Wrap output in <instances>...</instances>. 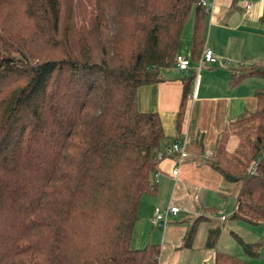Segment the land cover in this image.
<instances>
[{
  "label": "trees",
  "instance_id": "trees-1",
  "mask_svg": "<svg viewBox=\"0 0 264 264\" xmlns=\"http://www.w3.org/2000/svg\"><path fill=\"white\" fill-rule=\"evenodd\" d=\"M202 1L0 0V264H159V245L130 247L142 196L155 193L156 167L167 156L159 114L138 111L136 96L174 67L191 15V62L200 59ZM187 72L178 132L195 80ZM252 76L264 79V64L232 71L230 81ZM253 95L254 111L225 130L239 141L232 158L224 132L204 161L238 186L230 221L259 226L264 90ZM219 233L207 232L205 248L216 249ZM235 239L258 259L260 243ZM214 259L245 264L224 252Z\"/></svg>",
  "mask_w": 264,
  "mask_h": 264
},
{
  "label": "crops",
  "instance_id": "crops-1",
  "mask_svg": "<svg viewBox=\"0 0 264 264\" xmlns=\"http://www.w3.org/2000/svg\"><path fill=\"white\" fill-rule=\"evenodd\" d=\"M205 1L209 3L208 0ZM236 2L235 0H212V3L206 4L211 10L205 8L206 15L210 17V25L207 19L209 40L207 44H204L203 49L206 48L214 52V54L220 55L222 53L212 42L211 35L213 33L221 37V44L226 48L235 39L244 37L240 33L244 24L255 26L257 22L254 23V16L257 17L260 24H264L261 19L259 20L263 10L258 6V3L251 4L248 1H244L238 5ZM245 4H250L252 6L251 9L246 10ZM234 7L239 10L240 14L242 13L240 19L232 18L228 21L229 23H224L222 19L218 18V11L228 9L232 13L231 8ZM193 19V15H191L187 20V22L190 21L191 25L189 26L186 22L183 29L182 39L177 52L179 56H188L190 54L193 40ZM187 25L190 28L186 31ZM191 65L192 62L187 74L195 72V67H191ZM204 68L198 74L197 82L194 80L192 93L184 111V120L180 132H178L176 127V114L181 101L182 83H180V80L185 73L177 72L174 65L173 68L164 71L162 82L140 87L136 96L138 111L159 114L167 145L163 148L162 153L165 155L167 147L174 143L175 140L180 139L183 142L184 152L187 156L184 161L179 163L177 155H167L156 167L155 172L158 175V183L155 193L142 196L140 201L137 214L138 220L133 228L132 239L137 240V246L142 244L143 247L146 244L159 245L161 247L158 259L159 264H178L176 260L177 254H180L186 260L193 253L206 252L204 245L206 234L212 229L214 221L225 223L229 220L225 212L226 220L224 222L220 220L221 214L217 215L214 221L208 218L205 215L207 209L198 200L200 189L189 186L187 182L192 181L193 183L191 184L196 185L197 181L199 186L206 185L207 189L216 190L220 188L223 181L222 176L211 170L204 160L213 157L217 140L227 129L229 123L243 116L246 111H254L255 108L254 96L248 90L244 92L243 82L248 79L242 80L240 84L233 85L230 81L231 78L223 74L218 77L219 82L209 83L206 80L211 79L215 73L203 75ZM234 138L235 136H230L226 143L225 148L228 153L232 152L237 145V140H234ZM174 169L177 172L176 176L172 175ZM166 205L178 207L180 209L179 213L185 215L181 216L178 213L173 217L174 219L178 218V222L171 223L170 221L164 227H158L163 231L162 235L153 231V229L149 232V227L152 226L153 211L157 207L161 208ZM197 220L191 246L185 247L183 240L187 234V229ZM152 228L157 227L152 226ZM214 251L210 250L212 255L213 253L215 255V253L222 252Z\"/></svg>",
  "mask_w": 264,
  "mask_h": 264
},
{
  "label": "rangeland",
  "instance_id": "rangeland-1",
  "mask_svg": "<svg viewBox=\"0 0 264 264\" xmlns=\"http://www.w3.org/2000/svg\"><path fill=\"white\" fill-rule=\"evenodd\" d=\"M204 1V0H203ZM210 4L212 3V0H208ZM248 1L251 4L258 3V6L261 7L263 12L261 13V16L259 17V20L264 16V0H238L236 3L238 5L241 2ZM208 6V5H207ZM211 7V5H210ZM209 8V7H208ZM211 10V8H209ZM232 13L228 11V9L220 10L218 11V18L222 19V22L229 23L228 21L230 19H240L242 13H239V10L234 7L231 8ZM213 14V13H212ZM263 14V15H262ZM257 15V14H256ZM207 19L209 23L210 17H206L205 23V43L207 44V41L209 40L208 37V25L207 27ZM254 23L255 26L244 24L242 26V29L240 31L241 35L244 37L237 38L231 43L228 47L224 48L221 44V37L217 36L215 33L211 35L212 42L214 45L220 50L222 54L216 55L217 58L220 59V61H217L215 63H212V66H204L205 70L203 72V75L208 73L209 75H212V73H215L212 75L211 79H207L206 82L213 83V82H219L218 77H220L223 74H226V76L231 77V72L235 71L236 73H240V70L242 67H248L256 64H264V24H260L257 20V17L254 16ZM190 26V21L187 22ZM232 24V23H231ZM186 26V31L189 26ZM237 54H239L237 56ZM232 56V57H231ZM237 56V57H236ZM185 58H188L191 61V53L188 54V56H184ZM236 58V59H234ZM228 62V65L226 66V63ZM225 64V65H224ZM197 64L192 63L191 67H196ZM226 72V73H222ZM248 80L243 82L244 92L247 90L251 95H253L257 90H264V79L260 77H249L246 78ZM254 96V95H253ZM252 112V111H251ZM237 120V119H236ZM235 120V121H236ZM231 123V122H230ZM240 129L241 128H236ZM230 128L228 129L226 136L224 137L223 141L228 142V139L232 134L230 133ZM234 140H237L234 138ZM239 141L237 140L238 146ZM235 148L232 150V152L228 153L226 148L225 152L228 156L229 160L233 156V152ZM207 165V164H206ZM189 186L197 187V189H200V193L198 195V200L201 204H203L204 208L206 210V216L208 218H211L213 221L219 215V213L225 212L226 216L229 218V220L225 223H219L214 221L212 229H220V233L218 236V240L216 242L217 246L214 252L222 251L224 253H227L228 255L234 257L235 259L239 260L242 263L245 264H264V221L259 226H253L249 223H245L243 221H230V218L232 217V213L234 210V207L236 205V199L235 195L238 189V186L234 185H227L223 181L221 183L220 188L213 190V189H207L206 185L199 186L196 181V185L191 184L192 181L187 182ZM169 205H166L165 207H159L161 211L167 209ZM203 208V209H204ZM154 212V211H153ZM182 212V211H181ZM218 212V213H217ZM179 215L184 216L185 214L179 213ZM153 217V214H152ZM153 219V218H152ZM178 218L170 219L172 222H178ZM212 221V222H213ZM219 221V220H218ZM153 231L159 232L161 235L163 234V231L160 228H152V226L149 227V232ZM235 236L240 238L244 243H260L261 244V250L260 255L258 259H253L246 257L240 247V245L236 242ZM207 237V234H206ZM137 240L132 239L130 247L134 250H138V248L142 249L143 244L140 246H137ZM138 247V248H135ZM204 250V249H203ZM206 252L196 253L188 257V259L184 260L183 257L180 256V254L176 255V260L178 261V264H214L213 255L210 252L209 249L205 248ZM177 252V251H176ZM180 253V252H177Z\"/></svg>",
  "mask_w": 264,
  "mask_h": 264
},
{
  "label": "built area",
  "instance_id": "built-area-1",
  "mask_svg": "<svg viewBox=\"0 0 264 264\" xmlns=\"http://www.w3.org/2000/svg\"><path fill=\"white\" fill-rule=\"evenodd\" d=\"M201 6L203 8H206L209 10L208 6L204 1L201 2ZM244 7H246V10L251 9L250 4H245ZM217 61H220L219 58H217L214 54V52H211L210 50L204 48L202 50V54L200 59L197 61V66L194 68L195 71V81L197 82L198 80V74L200 71L204 68L205 65H212V63H215ZM190 63L191 61L188 58H185L184 56H177L176 62H175V68L177 72L179 73H186L190 68ZM225 65V64H224ZM228 65V62L226 63V66ZM170 154H175L177 157H179V163L185 160L186 153L184 152V145L183 142L180 139H177L170 145V147L167 149V153L165 155H170ZM172 175L176 176L177 172L176 169L172 171ZM152 188H155L158 183V175H154L153 180H152ZM180 209L174 205L169 206L167 209L161 211L158 207L154 210L153 212V219L151 220V225L153 227H164L166 224L170 222V219L172 217H175L179 213ZM222 215L220 218L221 221L226 220V216L223 212L219 213Z\"/></svg>",
  "mask_w": 264,
  "mask_h": 264
}]
</instances>
